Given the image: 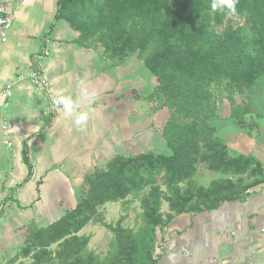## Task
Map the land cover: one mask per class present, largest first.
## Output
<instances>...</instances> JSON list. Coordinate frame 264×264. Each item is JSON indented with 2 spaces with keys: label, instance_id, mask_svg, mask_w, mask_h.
I'll use <instances>...</instances> for the list:
<instances>
[{
  "label": "trees",
  "instance_id": "16d2710c",
  "mask_svg": "<svg viewBox=\"0 0 264 264\" xmlns=\"http://www.w3.org/2000/svg\"><path fill=\"white\" fill-rule=\"evenodd\" d=\"M236 8L229 16L213 12L211 0H58L55 19L69 24L77 45L101 49L112 66L136 54L154 76L149 98L169 112L161 128L167 153L115 155L84 175L75 206L45 227L28 226L8 264H156L158 231L174 215L209 210L262 181L263 164L233 153L212 124L223 98L242 124L236 96L264 75V0H238ZM23 159L29 165L25 150ZM199 164L226 177L197 185ZM139 194L136 229L123 225L125 216L95 219L105 203ZM94 219L111 233L102 255L79 234Z\"/></svg>",
  "mask_w": 264,
  "mask_h": 264
},
{
  "label": "crops",
  "instance_id": "0c3cea01",
  "mask_svg": "<svg viewBox=\"0 0 264 264\" xmlns=\"http://www.w3.org/2000/svg\"><path fill=\"white\" fill-rule=\"evenodd\" d=\"M2 1L14 15L7 40H0V264H8L28 226L45 227L75 206L84 175L115 155L150 151L153 142L166 149L154 124L167 112H152L156 80L137 55L112 66L100 58L101 49L77 45L69 24L55 19L58 0ZM38 55L46 91L29 80ZM78 80L97 92L91 105L80 97ZM59 94L89 110L83 131L62 110L48 116L49 98ZM231 138L224 142L232 152L263 164L262 181L209 210L174 215L158 231L156 264H264V138L242 131Z\"/></svg>",
  "mask_w": 264,
  "mask_h": 264
},
{
  "label": "rangeland",
  "instance_id": "374dc122",
  "mask_svg": "<svg viewBox=\"0 0 264 264\" xmlns=\"http://www.w3.org/2000/svg\"><path fill=\"white\" fill-rule=\"evenodd\" d=\"M235 102L245 112L242 116V124L238 125L231 119L229 100L225 98L221 99L217 107V116L212 119V124L217 129L220 138L223 141H231V136L240 131L250 133L256 138H264V75L256 80L252 88L246 89L243 93L237 95ZM151 104L152 112L158 109V103L155 98L151 99ZM165 110L167 112L165 120L161 119L162 122L158 123L157 119V124H154L157 128L156 131L159 130L161 132V128L169 117V112L167 109ZM150 151L166 153L167 148L165 149L162 143L160 146L158 142H153ZM225 177L220 173L209 171L203 164H199L197 172L193 176V182L197 185L207 186L212 180H220ZM140 196V194L131 196L129 197V201L124 204L121 202L105 203L99 209V215L95 219L114 224L118 218L125 216L123 225L136 229L141 217ZM161 211L163 214L168 211L167 202H162ZM95 219L87 223L79 231V234L89 236L91 239L88 249L102 255L108 248L111 233L99 221H95ZM261 262L258 260L253 264H260Z\"/></svg>",
  "mask_w": 264,
  "mask_h": 264
},
{
  "label": "clouds",
  "instance_id": "9594fccd",
  "mask_svg": "<svg viewBox=\"0 0 264 264\" xmlns=\"http://www.w3.org/2000/svg\"><path fill=\"white\" fill-rule=\"evenodd\" d=\"M237 3L238 0H211V9L213 12L232 16L237 13ZM78 84L80 97L91 105L97 96V92L95 90L89 91L83 80H78ZM52 103L62 110L64 116L70 119L78 130H84L90 119L89 110H78L77 99L70 94H59L53 98Z\"/></svg>",
  "mask_w": 264,
  "mask_h": 264
},
{
  "label": "built area",
  "instance_id": "2783aa9c",
  "mask_svg": "<svg viewBox=\"0 0 264 264\" xmlns=\"http://www.w3.org/2000/svg\"><path fill=\"white\" fill-rule=\"evenodd\" d=\"M14 19L13 10L11 3L9 1L0 0V40L5 41L9 35V29L11 28L12 22ZM41 55L36 56L31 65L29 80L31 84L38 90L46 91L48 89V84L44 81L40 76V69L36 64L35 60L41 58ZM12 83L7 82L5 84L3 95L8 98L11 94ZM55 96H51L49 98V108H48V116L53 117L58 112H60V108L56 107L52 100Z\"/></svg>",
  "mask_w": 264,
  "mask_h": 264
}]
</instances>
